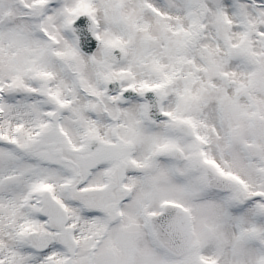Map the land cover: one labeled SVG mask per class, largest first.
Listing matches in <instances>:
<instances>
[{"label":"snow or ice","instance_id":"snow-or-ice-1","mask_svg":"<svg viewBox=\"0 0 264 264\" xmlns=\"http://www.w3.org/2000/svg\"><path fill=\"white\" fill-rule=\"evenodd\" d=\"M0 264H264V0H0Z\"/></svg>","mask_w":264,"mask_h":264}]
</instances>
